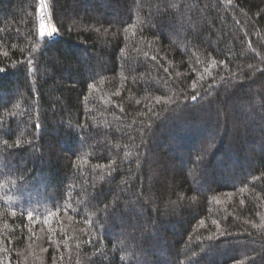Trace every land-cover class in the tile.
<instances>
[{
	"label": "trees",
	"instance_id": "obj_1",
	"mask_svg": "<svg viewBox=\"0 0 264 264\" xmlns=\"http://www.w3.org/2000/svg\"><path fill=\"white\" fill-rule=\"evenodd\" d=\"M45 4L0 0V264H264V0Z\"/></svg>",
	"mask_w": 264,
	"mask_h": 264
},
{
	"label": "rangeland",
	"instance_id": "obj_2",
	"mask_svg": "<svg viewBox=\"0 0 264 264\" xmlns=\"http://www.w3.org/2000/svg\"><path fill=\"white\" fill-rule=\"evenodd\" d=\"M45 0H41V28L40 30H43L45 32L44 37H54L56 34V30L54 28V25L52 23V21H50L49 23L44 22L43 18L44 16L48 15L49 13L47 12L46 8H45ZM50 18V17H49Z\"/></svg>",
	"mask_w": 264,
	"mask_h": 264
},
{
	"label": "built area",
	"instance_id": "obj_3",
	"mask_svg": "<svg viewBox=\"0 0 264 264\" xmlns=\"http://www.w3.org/2000/svg\"><path fill=\"white\" fill-rule=\"evenodd\" d=\"M49 17L50 16H48V15L44 16V18H43L44 22L49 23L51 21V18H49Z\"/></svg>",
	"mask_w": 264,
	"mask_h": 264
},
{
	"label": "snow or ice",
	"instance_id": "obj_4",
	"mask_svg": "<svg viewBox=\"0 0 264 264\" xmlns=\"http://www.w3.org/2000/svg\"><path fill=\"white\" fill-rule=\"evenodd\" d=\"M41 36L43 37L45 35V32L43 30H41ZM29 219H31V217H29Z\"/></svg>",
	"mask_w": 264,
	"mask_h": 264
}]
</instances>
